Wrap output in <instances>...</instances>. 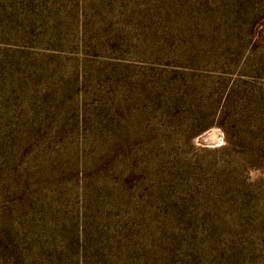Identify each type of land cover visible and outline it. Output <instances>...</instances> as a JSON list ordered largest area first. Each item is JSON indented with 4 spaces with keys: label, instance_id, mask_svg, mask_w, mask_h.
Masks as SVG:
<instances>
[{
    "label": "rangeland",
    "instance_id": "1",
    "mask_svg": "<svg viewBox=\"0 0 264 264\" xmlns=\"http://www.w3.org/2000/svg\"><path fill=\"white\" fill-rule=\"evenodd\" d=\"M0 264H264V0H0Z\"/></svg>",
    "mask_w": 264,
    "mask_h": 264
}]
</instances>
